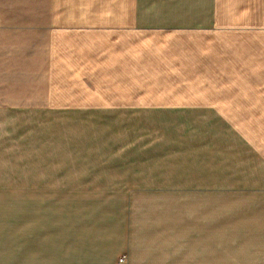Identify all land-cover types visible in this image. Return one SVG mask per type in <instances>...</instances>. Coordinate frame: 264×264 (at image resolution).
<instances>
[{"label":"crops","instance_id":"obj_1","mask_svg":"<svg viewBox=\"0 0 264 264\" xmlns=\"http://www.w3.org/2000/svg\"><path fill=\"white\" fill-rule=\"evenodd\" d=\"M35 19L46 103H0V189H23L31 128L42 188L119 209L0 262L264 264V0H47Z\"/></svg>","mask_w":264,"mask_h":264},{"label":"rangeland","instance_id":"obj_2","mask_svg":"<svg viewBox=\"0 0 264 264\" xmlns=\"http://www.w3.org/2000/svg\"><path fill=\"white\" fill-rule=\"evenodd\" d=\"M46 2L47 0H0L1 104L23 102V107H33L46 103V73H42L46 63V31L35 28L36 10L39 6L44 7ZM158 79L163 83L169 80L163 77ZM141 80L151 78L145 77ZM35 139L34 130L31 128L27 135H23V189H0V247L22 251L24 246H35L37 238L52 235V238L60 239L66 231L62 234H44L42 226L48 225L49 228V225H56L54 229L59 230V224L67 226L68 219H74L75 215L82 217H76L77 220H83L84 215L114 213L119 209L117 206L86 204L93 195L116 197L119 192L116 190L42 188L50 184L44 183L40 174V179H37L36 172H40L41 168L25 164V154L42 148ZM75 194L83 196L82 199L72 200ZM78 202L79 205L73 204ZM53 219L64 222H52ZM1 256L13 259L0 264H23V259L19 260L23 255Z\"/></svg>","mask_w":264,"mask_h":264},{"label":"built area","instance_id":"obj_3","mask_svg":"<svg viewBox=\"0 0 264 264\" xmlns=\"http://www.w3.org/2000/svg\"><path fill=\"white\" fill-rule=\"evenodd\" d=\"M125 258H126L125 256H122V257H120L119 261L123 262L125 260Z\"/></svg>","mask_w":264,"mask_h":264}]
</instances>
